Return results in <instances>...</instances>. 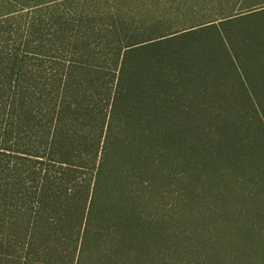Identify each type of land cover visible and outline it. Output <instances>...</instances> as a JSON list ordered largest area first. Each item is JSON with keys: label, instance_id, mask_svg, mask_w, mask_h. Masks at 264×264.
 <instances>
[{"label": "trees", "instance_id": "trees-1", "mask_svg": "<svg viewBox=\"0 0 264 264\" xmlns=\"http://www.w3.org/2000/svg\"><path fill=\"white\" fill-rule=\"evenodd\" d=\"M219 162L259 198L264 0H0V264H145Z\"/></svg>", "mask_w": 264, "mask_h": 264}, {"label": "rangeland", "instance_id": "rangeland-1", "mask_svg": "<svg viewBox=\"0 0 264 264\" xmlns=\"http://www.w3.org/2000/svg\"><path fill=\"white\" fill-rule=\"evenodd\" d=\"M206 173L188 185L180 178L174 180V189L183 191L172 201L175 209L164 212L170 222L163 226L158 250L145 264H264V225L260 223L264 191L259 198L249 195L252 189L239 185L233 176L248 180L250 176L223 162ZM236 189L240 198L233 199L231 192ZM255 222L261 226L251 230Z\"/></svg>", "mask_w": 264, "mask_h": 264}]
</instances>
